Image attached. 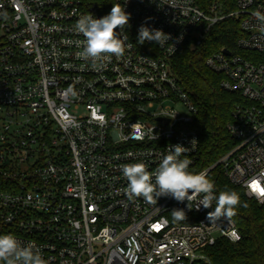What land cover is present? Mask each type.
<instances>
[{"label": "built area", "instance_id": "built-area-1", "mask_svg": "<svg viewBox=\"0 0 264 264\" xmlns=\"http://www.w3.org/2000/svg\"><path fill=\"white\" fill-rule=\"evenodd\" d=\"M113 4L131 14L120 30L126 49L98 71L76 55L84 37L75 25ZM256 11L264 0H234L226 11L197 0H0V235L34 243L47 264H218L206 249L241 239L233 219L210 221L214 208L195 209L201 197L192 210L171 197L129 200L121 166L144 162L154 171L179 143L189 148L190 172L208 176L219 164L247 198L264 203V30ZM225 19L237 21L240 35L204 64L241 101L226 125L232 147L200 168L195 105L172 64ZM146 21L172 39L140 45ZM173 209L187 219L175 220Z\"/></svg>", "mask_w": 264, "mask_h": 264}, {"label": "clouds", "instance_id": "clouds-1", "mask_svg": "<svg viewBox=\"0 0 264 264\" xmlns=\"http://www.w3.org/2000/svg\"><path fill=\"white\" fill-rule=\"evenodd\" d=\"M256 20L264 30V12L254 13ZM131 14L125 7L113 4L109 14L102 18H95L92 14L82 15L75 30L84 39L79 42L80 51L77 57L89 61L95 70H102L113 56H123L126 49L127 35H121L120 30L129 26ZM150 19V18H148ZM119 30V31H118ZM172 39L161 29L150 28L147 21L138 29L137 42L143 45L155 42L163 46ZM183 39L178 37L176 42ZM175 48V47H174ZM72 94L74 91L69 89ZM193 141H196L193 139ZM189 148L182 144L171 145L166 155L162 156L154 171H149L144 162L127 163L121 166L123 177L128 181L126 195L129 200L143 198L149 204L157 205L158 198L171 197L178 202L187 201L188 210H192L191 201L201 197L195 209L214 208L208 219L230 218L235 215V209L240 205V197L236 191H220L215 195V184L205 172L193 173L189 171L191 160L188 158ZM184 157L181 159V157ZM215 201V207H213ZM172 217L177 220L187 219L184 209H173ZM0 264H47L40 249L34 243L22 244L14 235H0Z\"/></svg>", "mask_w": 264, "mask_h": 264}, {"label": "trees", "instance_id": "trees-1", "mask_svg": "<svg viewBox=\"0 0 264 264\" xmlns=\"http://www.w3.org/2000/svg\"><path fill=\"white\" fill-rule=\"evenodd\" d=\"M197 2L202 8L215 3L222 11L234 6V0ZM239 35L237 21L225 19L209 32L201 46H184L173 60V70L195 105L192 127L199 139L200 168L213 165L232 147L233 141L226 125L232 108L241 101L238 94L229 93L220 87V76L205 66L204 59L222 47L234 46ZM208 178L215 184V195L225 190L239 194L240 205L231 218L240 231L241 239L230 242L219 238L206 249L207 254L218 264H264V203L259 204L247 198L241 187L227 180L219 164L210 170Z\"/></svg>", "mask_w": 264, "mask_h": 264}, {"label": "snow or ice", "instance_id": "snow-or-ice-1", "mask_svg": "<svg viewBox=\"0 0 264 264\" xmlns=\"http://www.w3.org/2000/svg\"><path fill=\"white\" fill-rule=\"evenodd\" d=\"M255 187H258V186H255ZM261 194L264 195V189H261Z\"/></svg>", "mask_w": 264, "mask_h": 264}, {"label": "water", "instance_id": "water-1", "mask_svg": "<svg viewBox=\"0 0 264 264\" xmlns=\"http://www.w3.org/2000/svg\"><path fill=\"white\" fill-rule=\"evenodd\" d=\"M224 52H226V50H224Z\"/></svg>", "mask_w": 264, "mask_h": 264}]
</instances>
